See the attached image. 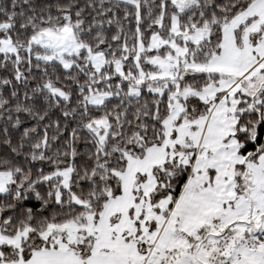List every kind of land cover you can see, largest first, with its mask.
Masks as SVG:
<instances>
[{"label":"snow or ice","instance_id":"obj_1","mask_svg":"<svg viewBox=\"0 0 264 264\" xmlns=\"http://www.w3.org/2000/svg\"><path fill=\"white\" fill-rule=\"evenodd\" d=\"M0 264H264V0H0Z\"/></svg>","mask_w":264,"mask_h":264}]
</instances>
